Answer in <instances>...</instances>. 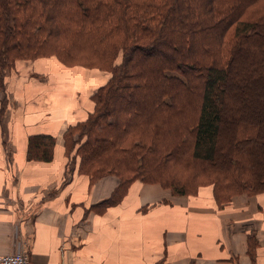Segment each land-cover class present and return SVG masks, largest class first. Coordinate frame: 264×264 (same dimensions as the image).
<instances>
[{"label": "trees", "instance_id": "trees-1", "mask_svg": "<svg viewBox=\"0 0 264 264\" xmlns=\"http://www.w3.org/2000/svg\"><path fill=\"white\" fill-rule=\"evenodd\" d=\"M263 3L0 0V89L16 60L55 55L112 73L64 133L67 166L93 183L121 179L106 206L137 180L187 196L211 186L219 204L262 193ZM55 144L31 135L28 159L51 161Z\"/></svg>", "mask_w": 264, "mask_h": 264}, {"label": "crops", "instance_id": "crops-1", "mask_svg": "<svg viewBox=\"0 0 264 264\" xmlns=\"http://www.w3.org/2000/svg\"><path fill=\"white\" fill-rule=\"evenodd\" d=\"M52 58L31 61L48 83L36 80L45 74L12 81L13 104L0 117V255L26 247L33 264H264V192L219 204L212 187L175 195L137 180L106 206L121 179L73 172L64 146L94 91L80 100L67 82L84 71ZM33 134L56 135L51 161L28 159Z\"/></svg>", "mask_w": 264, "mask_h": 264}, {"label": "rangeland", "instance_id": "rangeland-1", "mask_svg": "<svg viewBox=\"0 0 264 264\" xmlns=\"http://www.w3.org/2000/svg\"><path fill=\"white\" fill-rule=\"evenodd\" d=\"M262 5H264V3ZM52 57H54L52 59H55V60L57 58V56H55V55H53ZM42 58H45V57H42ZM39 59H41V58H39ZM31 61L32 60H16L15 64L12 67L5 70V77H4L5 85H4L3 89H0V117H2V113H4L6 111V108H9L13 104V97L10 96L11 95L10 94L11 93L10 87H11L12 81H16L17 77H19V81H18L19 84L20 83L26 84L28 81L34 79L33 76H35V77H36V75H42L43 76V74H45L42 78H39L36 80H39L43 84L48 83L47 76H46V74H48V71H43L41 68L39 70H41L43 72L39 71L37 69V64H34V62H31ZM43 61H45V60H43ZM47 61L50 62V60H47ZM51 61H53V60H51ZM121 61H122V56L120 57V59L117 60V62H121ZM64 65L67 67H72V69H69V70L73 71V72L76 70L77 71L82 70L80 72L84 71L83 73L77 72L75 75V78L73 80H70L69 82H67L68 83L67 86H70V84L73 85V90L75 92V95L78 94V96L80 97V100H84V102L87 101L88 95L90 96V95L94 94L100 87L107 84L108 81L112 77V73L110 71L101 70L98 68H89V67H84V66H68L66 64H64ZM85 68H87V69H85ZM57 69H60L59 71H61L62 67L59 66V67H57ZM24 77L27 79H23ZM58 88L59 87H56V85H55L54 90L58 91ZM93 91H94V93H92ZM88 93H90V94H88ZM44 94H45V92H43V95ZM89 104H90L89 109H90V113H91L95 107L94 100H93L92 96H91ZM4 106L6 107L5 111H4ZM197 114H198V112L196 113L195 111L187 112V115L191 116L192 124L195 123L194 121L196 119L193 116H197ZM223 135H225V134L223 133ZM28 141H29V139H28ZM56 141H57V139H56ZM55 146H56V144H55ZM64 146H65V143H64ZM68 167L71 168L70 166H67V168ZM72 171L74 172L75 170H72ZM201 179H203V178H201ZM200 189L201 190L203 189L204 191L205 190H209L210 192L212 191L211 186H202ZM27 252L29 254L28 250H27ZM29 257L31 259L30 254H29ZM31 262H32V259H31ZM32 264H33V262H32Z\"/></svg>", "mask_w": 264, "mask_h": 264}, {"label": "built area", "instance_id": "built-area-1", "mask_svg": "<svg viewBox=\"0 0 264 264\" xmlns=\"http://www.w3.org/2000/svg\"><path fill=\"white\" fill-rule=\"evenodd\" d=\"M0 264H32L26 247L16 252L0 255Z\"/></svg>", "mask_w": 264, "mask_h": 264}]
</instances>
